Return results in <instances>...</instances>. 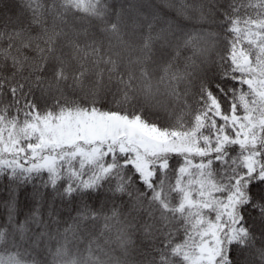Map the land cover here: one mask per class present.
<instances>
[{"label":"snow or ice","instance_id":"snow-or-ice-1","mask_svg":"<svg viewBox=\"0 0 264 264\" xmlns=\"http://www.w3.org/2000/svg\"><path fill=\"white\" fill-rule=\"evenodd\" d=\"M0 264H264V0H0Z\"/></svg>","mask_w":264,"mask_h":264}]
</instances>
